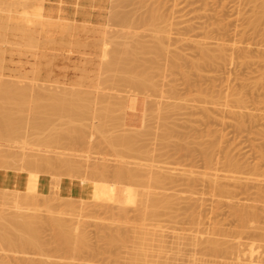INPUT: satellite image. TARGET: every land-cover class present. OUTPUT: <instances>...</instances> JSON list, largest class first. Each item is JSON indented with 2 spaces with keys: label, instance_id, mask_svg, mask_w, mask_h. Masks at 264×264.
<instances>
[{
  "label": "rangeland",
  "instance_id": "obj_1",
  "mask_svg": "<svg viewBox=\"0 0 264 264\" xmlns=\"http://www.w3.org/2000/svg\"><path fill=\"white\" fill-rule=\"evenodd\" d=\"M111 2L0 0V116L9 118L4 110L11 112L15 126L0 140V154L10 150L12 160L19 151L26 157L16 162L14 158L8 168L0 159V164L5 163L0 174L10 177L6 184L0 182V190L8 188L9 193L4 204L0 192V216L33 215L38 221L35 227L40 228L37 246L0 245V260L6 264H264V194L257 190L264 189V177L260 178L264 169V0ZM180 20L185 22L178 25ZM189 24L196 25V30L179 35V29L184 32ZM219 48H224V55L215 59L211 55L220 53ZM205 49L212 60L203 53ZM104 56L109 62L102 60ZM67 102L77 110L84 106L85 114L80 117L74 112L69 119L70 110L76 109L68 105V111L59 109ZM49 109L55 110L52 115L57 113L52 116ZM64 112L69 116H62ZM29 150L31 154L39 150L41 157L75 159L83 170L48 166L37 171L36 164L28 168L27 159L33 160ZM228 157L243 166L233 175L242 177L241 181L256 175L262 179L257 185L263 187H254L257 182L249 177L253 186L248 179L244 182L249 183V193L237 195L240 188L235 180L233 189L229 188L233 180L222 178L226 172L220 171ZM124 163L141 169L140 174L135 172L137 178H128L126 172L129 180L123 179V173L119 180L115 170ZM256 163L262 175L256 174ZM104 165L110 173H103ZM99 166H104L103 171ZM215 167L220 168L217 173L228 194L217 193L211 183ZM97 169L103 174L93 172ZM158 174L167 179L158 178V182ZM42 176L51 181L49 193ZM22 177L31 181L28 189L25 182L12 181ZM62 178L82 181L86 197H63ZM102 191L110 193L107 200ZM24 192L35 199L18 210L14 205ZM149 199L157 202L154 208ZM52 216L68 222L75 233L66 222L70 230L65 229L72 237L84 233L86 245L77 244L79 235L72 242L77 241L80 248L68 244L71 237L65 243L62 236L57 238L63 228L53 227ZM6 217L0 223L10 225L12 218L7 221ZM113 235L115 242L110 241Z\"/></svg>",
  "mask_w": 264,
  "mask_h": 264
},
{
  "label": "bare ground",
  "instance_id": "obj_2",
  "mask_svg": "<svg viewBox=\"0 0 264 264\" xmlns=\"http://www.w3.org/2000/svg\"><path fill=\"white\" fill-rule=\"evenodd\" d=\"M114 1H116V0H114ZM122 1V0H121ZM124 1V0H123ZM120 2V1H119ZM126 2V1H125ZM112 4H113V0H112V2H111ZM114 4H115V2H114ZM119 4V3H118ZM123 4V3H122ZM117 5V4H116ZM145 6V5H144ZM111 7V6H110ZM152 8V7H151ZM110 10V9H109ZM148 10V9H147ZM179 10V9H178ZM177 10V11H178ZM112 11V10H111ZM120 11V10H119ZM157 11V10H156ZM179 11H181V9L179 10ZM127 13H128V11H127ZM159 13V12H158ZM110 14V13H109ZM146 14V13H145ZM111 15V14H110ZM152 15H153V13H152ZM162 15V14H161ZM159 16H160V14H159ZM180 16H183V15H180ZM145 17V16H144ZM150 17V16H149ZM153 20H154V18L153 17H151ZM164 18V17H163ZM115 19V18H114ZM147 19V18H146ZM145 19V20H146ZM156 19V18H155ZM125 20V19H124ZM152 20V21H153ZM159 20V19H158ZM157 20V21H158ZM109 22V21H108ZM111 22V21H110ZM125 22V21H124ZM131 22V21H130ZM129 22V23H130ZM147 22H150V21H147ZM155 22V21H154ZM162 22V21H161ZM185 21L184 20H180V21H178V25H181L182 23H184ZM151 24V23H150ZM110 25V24H109ZM144 25H145V22H144ZM158 25V24H157ZM129 26V25H128ZM180 27H182V26H180ZM196 25H194V24H189V25H186V27H184L185 28V31L184 32H182V30L181 29H179V31H178V34L179 35H183V34H188L189 32H194L195 30H196ZM108 28V27H107ZM135 28V27H134ZM85 29V28H84ZM115 29V28H114ZM131 29V28H130ZM121 31H122V29H120ZM158 30H160V29H158ZM157 30V31H158ZM112 31V30H111ZM114 31V30H113ZM106 32H108V30L106 31ZM110 32V31H109ZM115 32H118V31H116L115 30ZM128 32V31H127ZM149 32V31H148ZM160 32V31H159ZM164 32V31H163ZM89 33V32H88ZM111 33H113V32H111ZM110 33V34H111ZM123 34L124 32H120V34ZM133 33V32H132ZM146 33V32H145ZM165 33V32H164ZM170 33V32H169ZM107 34V33H106ZM115 34V33H114ZM117 34V33H116ZM131 34V33H130ZM112 35V34H111ZM125 35V34H124ZM124 35H121V36H119V37H126V35L124 36ZM138 35V34H137ZM140 35V34H139ZM150 35H152V34H150ZM156 35V34H155ZM163 35V34H162ZM168 35V34H167ZM166 35V36H167ZM114 36V35H113ZM112 36V37H113ZM116 36H118V35H116ZM132 36H135V35H132ZM132 36H130V38H132ZM107 37H108V35H107ZM115 37V36H114ZM143 37V36H142ZM157 37V36H156ZM128 38V37H127ZM127 38H126V40H127ZM129 38V39H130ZM139 37L137 36V39H138ZM163 38V37H162ZM168 38H170V37H168ZM110 39V38H109ZM111 39H113V38H111ZM128 39V40H129ZM134 39H136V38H133L132 39V42L131 43H133V40ZM148 39V38H147ZM161 39V38H160ZM165 39V38H164ZM107 39H105V41H106ZM113 40H115V39H113ZM122 40V39H121ZM127 40V42L129 43V41ZM178 40H181V41H184L185 39L184 38H181V37H179V39ZM116 41H117V39H116ZM140 41V40H139ZM139 41L137 42L138 43V45L140 44L139 43ZM142 41H144V40H142ZM160 41V40H159ZM118 42V41H117ZM109 43V42H108ZM119 43V42H118ZM118 43H115V45H117ZM137 43H135V44H137ZM160 43V42H159ZM111 46H112V44L111 43H109ZM108 44V45H109ZM120 44V43H119ZM107 44L105 43L104 44V46H106ZM107 45V46H108ZM122 45V44H121ZM124 45H125V47L127 48V46H126V44H125V42H124ZM123 45V46H124ZM141 45V44H140ZM160 45H162V44H160ZM119 46V45H118ZM122 46V47H123ZM142 46V45H141ZM110 47V46H109ZM121 47V46H120ZM138 47H140V46H138ZM163 47V46H162ZM166 48H168L167 46H165ZM25 48V47H24ZM116 48H118V47H116ZM203 48H205V47H203ZM202 48V49H203ZM105 49V48H104ZM108 49H111V51H112V48H108ZM118 49H121V48H118ZM123 49V48H122ZM128 49V48H127ZM126 49V50H127ZM136 49V48H135ZM135 49H134V51H135ZM140 49H141V47H140ZM145 49V48H144ZM206 49H208V48H206ZM205 49V50H206ZM106 50H107V48H106ZM148 50V49H147ZM219 50H220V53H217V54H212L211 55V53L208 51V50H206L207 52H203V53H207V54H205V56L207 55L208 57L211 55L213 58H220V57H222L224 54H223V51H224V48H219ZM119 51V50H118ZM127 51H129V50H127ZM131 51H132V49H131ZM211 51V50H210ZM107 53H109L108 51H106ZM106 52H104V53H106ZM113 52V51H112ZM116 52V51H115ZM123 52H124V50H123ZM135 52H137V51H135ZM160 52V51H159ZM158 52V53H159ZM212 52V51H211ZM245 52V51H244ZM103 53V54H104ZM106 53V54H107ZM111 53V52H110ZM114 53V52H113ZM117 53V52H116ZM127 53V52H126ZM134 53V52H133ZM148 53V52H147ZM153 53V52H152ZM213 53V52H212ZM124 54V53H123ZM127 54H129V53H127ZM161 54H162V52H161ZM113 54H111L110 56H109V58H111V56H112ZM118 55V57H119V54H117ZM114 56H115V54H114ZM121 57H122V55H120ZM124 56V55H123ZM203 56V55H202ZM211 56H210V59H211ZM243 56V55H242ZM105 57L106 56H104L103 58H102V60H104L105 59ZM136 57V56H135ZM151 57V56H150ZM113 58V57H112ZM120 58V57H119ZM207 58V57H206ZM212 58V59H213ZM108 59V58H107ZM106 59V60H107ZM118 59V58H117ZM140 59H142V58H140ZM209 59V60H210ZM211 59V60H212ZM214 59V60H215ZM252 59V58H251ZM113 60H115L116 61V59H113ZM112 60V61H113ZM118 60H120V59H118ZM122 60V59H121ZM124 60V59H123ZM108 61V60H107ZM107 61H105L104 60V62H107ZM109 62V61H108ZM111 62V61H110ZM127 62V61H126ZM122 63V62H121ZM123 63H124V61H123ZM144 63V62H143ZM149 63H150V61H149ZM108 66H110V64L111 63H106ZM116 64V63H115ZM114 64V65H115ZM125 64V63H124ZM124 64H122V65H124ZM150 65H151V63H150ZM201 65V64H200ZM121 66V65H120ZM110 67H112V68H115V67H113V65H111ZM110 67H108V68H110ZM116 67H119V66H117L116 65ZM143 67H146V66H143ZM105 68H106V66H105ZM107 68V69H108ZM122 68V67H121ZM106 69V70H107ZM131 69V68H130ZM153 69V68H152ZM2 70V69H1ZM103 70H104V68H103ZM110 70H111V68H110ZM113 70V69H112ZM133 70V69H132ZM147 70V69H146ZM118 71V70H117ZM134 71V70H133ZM108 72V71H107ZM113 74V73H112ZM140 75V74H139ZM120 76V75H119ZM3 77V76H2ZM141 78V77H140ZM6 79V78H5ZM101 79V78H100ZM99 79V80H100ZM119 79V78H118ZM138 79V78H137ZM145 79V78H144ZM3 80V79H2ZM8 80V79H7ZM11 80V79H10ZM13 80V79H12ZM18 80V79H17ZM22 80V79H21ZM129 80V79H128ZM23 81H25V80H23ZM23 81H22V83H23ZM149 81V80H148ZM151 81V80H150ZM4 82V81H3ZM3 82H2V84H3ZM15 82H16V80H15ZM19 82V81H18ZM101 82V81H100ZM0 83H1V81H0ZM17 83V82H16ZM15 83V84H16ZM31 83H32V81H31ZM143 83V82H142ZM142 83H141V85H142ZM13 84V83H12ZM26 84V83H25ZM28 84H29V82H28ZM35 84H36V82H35ZM145 84V83H144ZM24 85V84H23ZM34 85V84H33ZM139 85H140V83H139ZM21 86V85H20ZM27 86V85H26ZM144 86V85H143ZM13 87V86H12ZM48 87H50V86H48ZM55 87V86H54ZM64 87V86H63ZM70 87V86H69ZM132 87V86H131ZM30 88V87H29ZM56 88V87H55ZM71 88V87H70ZM78 88V87H77ZM139 88V87H138ZM11 89V88H10ZM28 89V88H27ZM54 89V88H53ZM58 89V88H57ZM72 89V88H71ZM70 89V90H71ZM80 89V88H79ZM84 89V88H83ZM99 89V88H98ZM139 89H141V88H139ZM52 90V89H51ZM61 90H63L62 89V87H61ZM81 90V89H80ZM152 90V89H151ZM2 91V90H1ZM25 91H27V90H25ZM32 91H33V88H32ZM72 91V90H71ZM82 91H84V90H82ZM98 91V90H97ZM28 92V91H27ZM72 92H74V91H72ZM77 92H79V91H77ZM86 92V91H85ZM21 93V92H20ZM33 93H34V91H33ZM60 93V92H59ZM58 93V94H59ZM142 93H144V92H142ZM245 93V92H244ZM70 94V93H69ZM132 94V93H131ZM134 94V93H133ZM1 95V94H0ZM10 95V94H9ZM30 95V94H29ZM41 95V94H40ZM51 95V94H50ZM60 95V94H59ZM58 95V96H59ZM34 96V95H33ZM55 96V95H54ZM57 96V95H56ZM57 96V97H58ZM78 97V96H77ZM103 97V96H102ZM40 98V97H39ZM38 98V99H39ZM61 98V97H60ZM83 98V97H82ZM246 98V97H245ZM5 99V98H4ZM31 99V98H30ZM74 99V98H73ZM78 99V98H77ZM87 99V98H86ZM240 100H238V102L240 101V103H242V105L245 103L243 100H241V98H239ZM243 99V98H242ZM2 100V99H1ZM47 100V99H46ZM65 100V99H64ZM81 100V99H80ZM79 100V101H80ZM84 100V99H83ZM245 100H248V99H245ZM98 101V100H97ZM44 102V101H43ZM61 102V101H60ZM6 103V102H5ZM33 102L31 101V104H32ZM39 103V102H38ZM59 103V102H58ZM70 103V104H69ZM247 103V102H246ZM56 104V103H55ZM72 103L71 102H67V103H65V104H63V106L62 107H60L59 109H61V110H63V107L65 108V106L66 105H68V106H66L68 109L69 108H71V109H76L77 107L75 106V105H77V104H75L74 106L76 107H71L72 105H71ZM7 105V104H6ZM229 104H227L226 106H228ZM239 105V104H238ZM0 106H2V105H0ZM31 106V105H30ZM47 106V105H46ZM55 105H53V107H54ZM78 106V105H77ZM80 106V105H79ZM79 106H78V108H79ZM246 106V105H245ZM34 107V106H33ZM52 107V106H51ZM50 107V108H51ZM80 107H82V106H80ZM244 107V106H243ZM5 108V107H4ZM112 108V107H111ZM122 108V107H121ZM7 109V108H6ZM13 109V108H12ZM55 110H56V108H54ZM54 109H52V112H53V110ZM57 109H58V107H57ZM82 109H84V110H82ZM10 110V109H9ZM50 110V109H49ZM54 110V111H55ZM77 110V109H76ZM76 110H73V112H72V110H70V115H71V118H69V119H73L72 117H74L73 115H74V112H75V114L76 115H78V116H83L84 114H85V108H84V106L82 107V108H79V110H82V111H79V110H77L79 113H76ZM29 111V110H28ZM39 111V110H38ZM43 111V110H42ZM58 111V110H57ZM64 111H68L66 108L64 109ZM2 112V111H1ZM6 112V117H9V118H6V119H3L2 117H4V116H0V140L2 141L3 139H5V135L7 134V132H9V131H12L14 128H15V126H14V124H13V119L11 118V112L9 113L8 111H6V110H4V113ZM49 112H51V110L49 111ZM52 112L50 113L51 115H52ZM61 111H59V113H60ZM72 112V113H71ZM33 113V112H32ZM37 113V112H36ZM55 113H57V112H55ZM54 113V114H55ZM65 113V112H64ZM81 113H82V115H81ZM103 113H104V111H103ZM1 114V113H0ZM3 114V113H2ZM30 114V113H29ZM53 114V115H54ZM68 114V115H67ZM50 115V116H51ZM52 115V116H53ZM58 115V114H57ZM253 115V114H252ZM42 116V115H41ZM44 116V115H43ZM59 116V115H58ZM62 116H69V112H66L65 113V115H62ZM258 116V115H257ZM31 117V116H30ZM45 117V116H44ZM43 117V118H44ZM48 118H49V116H47ZM2 118V119H1ZM32 118H33V116H32ZM40 118V117H39ZM42 118V117H41ZM46 118V117H45ZM47 119V118H46ZM51 119H53L52 117H51ZM78 119H80V118H78ZM242 119V118H241ZM68 120V119H67ZM70 121V120H69ZM36 122V121H35ZM15 123V122H14ZM18 123V122H17ZM116 123V122H115ZM34 124V123H33ZM72 124V123H71ZM73 125V124H72ZM81 125V124H80ZM21 127V126H20ZM102 127V126H101ZM144 127V126H143ZM67 128V127H66ZM55 129V128H54ZM106 129V128H105ZM16 131L18 130V129H15ZM14 131V130H13ZM14 133V132H13ZM16 133V132H15ZM18 133H19V131H18ZM129 134V133H128ZM18 135V134H17ZM22 135V134H21ZM16 136V135H15ZM69 136V135H68ZM49 137V136H48ZM129 136L127 135V137L125 136L124 138H125V140H127L126 138H128ZM130 137H131V135H130ZM133 137V136H132ZM131 137V138H132ZM41 138V137H40ZM51 138V137H50ZM117 138V137H116ZM130 138V139H131ZM7 139V138H6ZM122 140H123V138H122ZM124 140V141H125ZM9 141V140H8ZM52 141V140H51ZM59 141V140H58ZM10 142V141H9ZM7 143V142H6ZM58 143V142H57ZM23 144H26V142H24L23 141ZM22 144V145H23ZM53 144H54V142H53ZM131 144V143H130ZM3 145V144H2ZM1 145V143H0V146H2ZM5 145V144H4ZM7 145H9V144H7ZM27 145H29L28 143H27ZM119 145V144H118ZM6 146V145H5ZM10 146V145H9ZM8 146V147H9ZM24 146H26V145H24ZM18 147V146H17ZM22 147V146H21ZM48 147V146H47ZM2 148V147H1ZM24 148V147H23ZM27 148V147H26ZM3 149H5V148H3ZM29 149V148H28ZM46 149V148H45ZM8 150V149H7ZM20 150V149H19ZM24 150V149H23ZM23 150H21V152L23 151ZM43 150V149H42ZM42 150H41V152H42ZM50 150H53V149H50ZM50 150L48 151L47 150V152H49L50 153ZM10 151V150H9ZM8 151V152H9ZM25 151V150H24ZM23 151V152H24ZM27 151V150H26ZM44 151V150H43ZM46 151V150H45ZM44 151V153H46ZM2 151H1V149H0V153H1ZM6 153L7 151H5V150H3V153ZM8 152L5 154L4 153V155H2V156H4L3 158H1L2 156H1V154H0V159L2 160V161H4V162H7V164H6V166L8 165H12L11 163L9 164V162L11 161V162H13V159H14V161L15 160H17V158L18 157H20L21 159L20 160H23V159H26V157L25 158H23L22 156H23V154L25 153H23L22 155H20V154H17V153H19V151H17L16 153H14V156L15 157H12L13 159L11 160V154H8ZM11 152V151H10ZM29 152H30V150H29ZM32 152V151H31ZM31 152L29 153V155H31L30 156V158H32L33 160H31V159H27V163H30L31 165L28 167V168H30V167H32L31 169H33L34 167H36V166H34V164H36L38 167H37V171L38 170H40V169H38L39 167H41V168H45V167H48L49 166V168H59V167H65L69 172H76V170L78 169L79 171L82 169L81 168V165H79V163L75 160V159H62V158H59V157H52V156H50L51 158H48L49 156L48 155H46V154H44L43 155V157H41V154L39 155L38 154V152H40L39 150L38 151H35V152H33L32 154H31ZM52 153H54L55 152V150H54V152L53 151H51ZM57 152V151H56ZM54 153V154H57V153ZM28 153V152H27ZM122 153V152H121ZM16 154V155H15ZM65 154V153H64ZM71 154H73V153H70V155ZM83 154V153H82ZM5 155H7V156H5ZM20 155V156H19ZM28 154H27V158H28V156H29ZM33 155V156H32ZM45 155L47 156V157H45ZM9 156V158H7ZM38 156V158H36V157ZM59 156V155H58ZM73 156H74V154H73ZM81 156V155H80ZM45 157V158H44ZM155 157V156H154ZM34 158H36V159H34ZM42 158V159H41ZM54 158V159H53ZM80 158V157H79ZM87 158V157H86ZM43 159H45V160H43ZM206 159V158H205ZM59 160V161H58ZM85 160V159H84ZM233 160V159H232ZM230 160V157H228L226 160H225V162H223L222 163V165H223V168L222 167H220V166H218V167H220V168H222V169H220V168H214V170H215V172L214 171H212L213 172V176H214V178H213V176H212V178H211V183H212V185L214 186V188H215V191L217 192V193H219V192H224V191H228L227 189H226V185L224 186V184L223 183H221V181H220V175L217 173L218 172V170L220 169V171L222 170V172L223 171H225L226 173L222 176V178H224V179H227V181L229 180L230 182H231V180H233L232 181V183L231 184H229V185H231L229 188H232V184H233V182H234V180H235V186H238V188H240V190H237V195L240 193V192H245V191H247L248 193H249V190L248 189H250L249 187V183L248 182H246V183H244L245 181H247L246 179H248V181H250V183L253 181L254 182V180L252 179V177L255 179V182L254 183H256L257 181H259V182H261L260 180H262L263 178L262 177H264V169H262V170H258V169H261V167H258L259 166V163L257 164L256 163V167H255V165H253V169L255 170V168H256V171L258 170L259 172H263V176H259L260 178H262V179H258V178H256V175H255V177L253 176V175H250V176H245L244 177V181L242 180L241 181V179H242V177H240V176H238V175H233L234 173L236 174V172H240V168L241 167H243V166H240V164H239V162H238V160ZM18 161V160H17ZM24 161V160H23ZM29 161H31L32 163H33V165H32V163L31 162H29ZM236 161L238 162V163H236ZM16 162V161H15ZM122 162V161H121ZM128 162V161H127ZM0 163H2V162H0ZM14 163V162H13ZM243 163V162H242ZM241 163V164H242ZM135 164V163H134ZM244 164V163H243ZM242 164V165H243ZM3 168L5 167L4 165H5V163H4V165H2V164H0ZM23 165V164H22ZM124 165V166H123ZM221 165V166H222ZM250 165V164H249ZM258 165V166H257ZM0 166V167H1ZM8 166H7V168H8ZM44 166V167H43ZM102 166V165H101ZM105 166V165H104ZM104 166L102 167V168H104ZM120 166V165H119ZM122 167L119 169V171L116 169L115 171H117V172H115V173H117V174H119L118 176H120V181H121V176H122V173L124 174V176H122V177H124L123 179H125V176L127 177V174H126V172L129 174V176H128V178L130 177V175H131V177L132 178H137V175L135 174V172H138L139 171V174L141 173V169L139 170V169H134V168H130L128 165H126L125 166V163L124 164H122L121 165ZM158 166H160V165H158ZM164 166V165H163ZM24 167V166H23ZM133 167V166H132ZM136 167V166H135ZM10 168V167H9ZM101 168V169H102ZM108 168V167H107ZM106 168V166H105V170L103 171V170H101L100 169V166H99V168L98 169H100L101 171H103V173L106 171V170H108L107 172L108 173H110V168H108L107 169ZM165 168V167H164ZM246 168L249 170V171H251V169H249L250 167L249 166H246ZM31 169H28V170H30V171H32ZM36 169V168H35ZM98 169H97V171H93L94 173H96L97 172V174H103L101 171H100V173H99V171H98ZM148 169V168H147ZM149 169H151V168H149ZM213 169V168H212ZM247 169L246 170H244L245 172L247 171ZM27 170V169H26ZM83 170V169H82ZM81 170V171H82ZM157 169H155V171H156ZM165 170V169H164ZM167 170H168V168H167ZM253 170V172L251 171L250 173H252V174H254V171ZM33 171H36V170H33ZM144 171H145V169H144ZM159 171V170H158ZM162 171V170H161ZM166 171V170H165ZM257 171V172H258ZM256 173L257 175H262V174H260V173ZM261 172V173H262ZM113 173H114V171H113ZM164 172H162V174H163ZM167 173V172H166ZM170 173V172H169ZM169 173H168V175H169ZM105 174V173H104ZM117 174H116V177L117 178H119L118 176H117ZM121 174V175H120ZM126 174V175H125ZM150 174V173H149ZM156 174V173H155ZM209 174V173H208ZM142 175H143V177L144 178H142V179H145V176L144 175H146V173H142ZM153 175V174H152ZM160 175V176H159ZM219 175V176H218ZM156 177L155 178H157V181H158V178H160V180H161V178L163 179L164 178V180H165V176L164 175H162V176H164V177H161V174H158V175H155ZM158 176V177H157ZM140 177H142V176H140ZM147 177V176H146ZM152 177V176H151ZM248 177V178H247ZM249 177H251V179H252V181H251V179H249ZM258 177V176H257ZM154 178V179H155ZM172 178V177H171ZM167 179V178H166ZM125 180H127V179H125ZM129 180V179H128ZM127 180V181H128ZM138 180V179H137ZM160 180L158 181V182H160ZM176 180V179H175ZM195 180H196V178H195ZM194 180V181H195ZM139 181H141V183H142V181H144V180H139ZM146 181V180H145ZM162 181V180H161ZM173 181V180H172ZM223 181V180H222ZM263 181H264V179H263ZM174 182V181H173ZM230 182H228V183H230ZM241 182H243V183H241ZM253 182L250 184L251 186H253L252 184H253ZM140 183V182H139ZM165 183V182H164ZM171 183V182H170ZM193 183V182H192ZM199 183V182H198ZM198 183H196V184H198ZM263 183V182H262ZM159 184H163L162 182L161 183H159ZM166 184V183H165ZM258 184V182L255 184V186L254 187H256V185ZM264 184V183H263ZM263 184H260L261 186H259V185H257V187L256 188H261V187H263ZM168 185V184H167ZM191 185H193V184H191ZM31 186V181H29L27 178L25 179V188L26 189H28V187H30ZM158 187V186H157ZM160 187V186H159ZM254 187H251V188H254ZM107 188V187H106ZM163 188V187H162ZM4 190L3 191H5V192H2V190H0V192L1 193H3L2 194V198L4 199H2L3 200V202L2 203H4V204H7V201H8V199H9V193L8 192H6L7 191V189L8 188H3ZM152 189V188H151ZM233 189V188H232ZM257 190H262L263 192H261V194L263 193L264 194V189H257ZM257 190H255V191H257ZM27 191V190H26ZM147 191V190H146ZM152 191V190H151ZM150 191V192H151ZM154 191V190H153ZM219 191V192H218ZM259 191H257V193H255V194H258L259 196H261V194L259 193ZM149 192V191H148ZM231 192V189H229V193ZM232 192H234V190H232ZM155 193V192H154ZM235 193V192H234ZM242 193V194H243ZM250 193H252V192H250ZM102 194L104 195L103 197H104V200H107L108 198H109V195H110V193L109 192H106V191H102ZM150 194V193H149ZM224 194H228V193H225L224 192ZM249 195V194H248ZM145 196V195H144ZM161 196V195H160ZM159 196V197H160ZM59 197V196H58ZM63 197H65V198H68V196H63ZM158 197V196H157ZM262 198H264L263 196H261ZM34 199H35V195H30L29 193H27V192H24L22 195H20L19 197H18V199H17V201L15 202V207L19 210V209H21L22 207H23V205L24 204H26V203H31V202H33L34 201ZM148 199V198H147ZM261 199V198H260ZM150 200V201H149ZM148 200V202L150 203V205L152 204V206H153V208L156 206V204H157V202H153V201H151V199H149ZM161 202H163V201H161ZM160 203V202H159ZM165 203V202H164ZM163 203V204H164ZM150 205H149V208H150ZM148 206V205H147ZM152 206H151V210H152ZM159 206V205H158ZM160 207V206H159ZM156 209V208H155ZM147 210V209H146ZM145 210V211H146ZM148 211H149V209L147 210V213H148ZM153 211V210H152ZM241 212H242V210H241ZM150 213V212H149ZM18 214V213H17ZM16 214V215H17ZM157 213H155V215H156ZM149 215H151V214H149ZM154 215V214H153ZM6 217V216H4V215H2V213H1V216H0V218L1 217ZM1 218L0 220H4V218ZM10 218H12V219H10ZM10 218H8V217H6V219L5 220H7V219H10L9 220V222H11L10 223V225L9 224H6L5 222L3 223L2 221H1V223H0V245H3V246H5V247H12L13 245H21V246H25V245H27V244H29V243H32V245L37 241V243H38V241H39V234H38V232H40V231H38V230H40V228H38L37 229V226L35 227V224H36V221L33 219L34 218V216L32 215H30L29 217H27L25 214L23 215V214H18L17 216H15V217H10ZM50 219H52L51 221H49V222H52L53 224H55L56 226H58V227H55V225H53V227L55 228V229H57L58 231L61 229V228H63V229H61V231H59V232H61L60 234H58L57 233V235H58V237L57 238H62L61 240H63V239H65L63 242L65 243L67 240H69V238H70V240L71 241H69L68 242V244L71 242L72 244H76L77 243V241H75V242H72L73 240L72 239H74V240H77V239H75V238H78V235L81 237V238H84L83 239V241L82 240H80V237L78 238V245L80 246V244L81 245H86L85 243H87V242H85L84 240H86L87 238H85L86 237V235L84 234V233H78V235L77 234H74L75 235V237H74V235H73V237H72V235H71V233L72 232H74L73 231V228L70 226V225H68V222H66V220L65 219H63V218H61L62 220H65V221H62V222H64V224L61 222V219H60V217H54V216H52ZM8 221V220H7ZM38 222V221H37ZM48 222V223H49ZM61 224H60V223ZM67 223V225L69 226V227H71V231L72 232H70L69 230V228L67 227V225H65L66 223ZM57 223V224H56ZM39 224V223H38ZM60 224V225H59ZM63 224V225H62ZM40 225V224H39ZM63 226V227H62ZM67 227V228H66ZM33 228H35V229H37L36 231L37 232H34V229ZM60 228V229H59ZM69 229V230H66V229ZM31 229H33V231L31 230ZM57 230H56V232H57ZM64 230H66V231H64ZM30 231L31 232H33V233H31L30 234ZM143 231V230H142ZM143 232H145V231H143ZM152 232V231H151ZM154 232V231H153ZM36 233H37V236H39V237H36ZM75 233V232H74ZM81 234H83V235H81ZM34 235V236H33ZM62 236V237H60V236ZM77 235V236H76ZM30 236H32L31 238H33V239H30ZM83 236V237H82ZM37 239H36V238ZM148 237V236H147ZM180 238V237H179ZM34 239H36V240H34ZM30 241H32V242H30ZM87 241V240H86ZM110 241H113V242H115L116 241V237H115V235H113V237H111L110 238ZM84 244H83V243ZM71 243H70V245H71ZM80 243V244H79ZM135 243V242H134ZM167 243V242H166ZM36 244V243H35ZM34 244V245H35ZM76 244V246L77 247H79L78 245ZM143 244V243H142ZM29 245H31V244H29ZM35 246H37V244L35 245ZM146 246V245H145ZM155 246V245H154ZM163 247V246H162ZM80 248V247H79ZM84 248V247H83ZM4 249V248H3ZM241 249V248H240ZM238 251V250H237ZM239 252V251H238ZM240 254V253H239ZM159 255V254H158ZM140 256H141V254H140ZM146 262V261H145ZM6 264V261H1L0 260V264ZM39 264H54V263H51V262H47V261H44V262H41V263H39Z\"/></svg>",
  "mask_w": 264,
  "mask_h": 264
},
{
  "label": "crops",
  "instance_id": "obj_3",
  "mask_svg": "<svg viewBox=\"0 0 264 264\" xmlns=\"http://www.w3.org/2000/svg\"><path fill=\"white\" fill-rule=\"evenodd\" d=\"M139 100L136 101L134 104V108H137V103ZM41 178H45L48 184V193L51 189V181L49 178L42 176ZM10 180V177L8 175L0 174V182L2 184H6ZM14 182H18L19 184H22L25 182V178H18V179H12ZM60 187V193L63 196H71L74 198H81L84 199L86 197L87 188L85 184L77 179H70V178H62L59 184Z\"/></svg>",
  "mask_w": 264,
  "mask_h": 264
}]
</instances>
